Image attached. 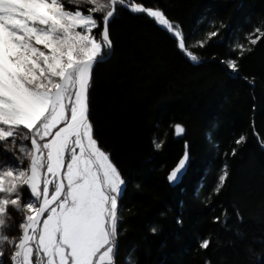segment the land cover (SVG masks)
Listing matches in <instances>:
<instances>
[{
	"label": "trees",
	"instance_id": "1",
	"mask_svg": "<svg viewBox=\"0 0 264 264\" xmlns=\"http://www.w3.org/2000/svg\"><path fill=\"white\" fill-rule=\"evenodd\" d=\"M133 2L163 10L200 61L151 18L117 6L114 47L93 69L89 98L94 136L128 181L116 264H264V0ZM230 59L236 74L222 63ZM185 152L188 170L173 185Z\"/></svg>",
	"mask_w": 264,
	"mask_h": 264
},
{
	"label": "snow or ice",
	"instance_id": "2",
	"mask_svg": "<svg viewBox=\"0 0 264 264\" xmlns=\"http://www.w3.org/2000/svg\"><path fill=\"white\" fill-rule=\"evenodd\" d=\"M88 3L84 9L78 0H0V143L30 141L28 149L20 148L30 161L27 168L0 170V246L15 247L13 264H116L118 199L128 181L94 136L89 98L93 69L114 47L109 24L117 6L151 18L191 61H200L163 10L133 0ZM222 63L238 73L235 60ZM173 129L176 135L185 132L179 124ZM188 161L185 152L170 182L184 175ZM222 171L216 192L229 175L227 165ZM22 188L31 197L24 204ZM10 207L25 213L18 240L3 232ZM200 246L209 248L210 240Z\"/></svg>",
	"mask_w": 264,
	"mask_h": 264
},
{
	"label": "rangeland",
	"instance_id": "3",
	"mask_svg": "<svg viewBox=\"0 0 264 264\" xmlns=\"http://www.w3.org/2000/svg\"><path fill=\"white\" fill-rule=\"evenodd\" d=\"M78 3L80 6H82V4H84V3L89 5L88 0H78ZM126 3H128V2H126ZM71 10H75V9H71ZM97 38H99V37H97ZM248 38H249V42L252 39H257L256 35H249ZM240 45H243V44L239 43L238 47ZM243 48H244V46H243ZM239 49H240V47H239ZM111 53L112 52L109 51V53H108L109 56L111 55ZM230 60H232V59H230ZM234 74H236V73H234ZM176 136L177 137H183L184 134L176 135ZM21 146H23L25 149H28L30 147V141L22 140V138H17L16 142L13 143L11 138H10L9 141L0 143V170L6 169L8 167H13L14 170L17 167L27 168L30 161L26 157L25 153L20 151ZM13 154H15V155H13ZM188 156H189V154H188ZM17 158H19V159H17ZM20 161H23V164H20ZM29 199H31V197L29 196V193L25 189L22 188L21 189V203L22 204L27 203ZM118 205H119V202H118ZM9 213L11 215V219L6 220V225H8V226L3 229V232L5 234H7L10 238L14 237L17 239L19 236V231H21L19 225L22 222V217H23V215H25V213L14 211L11 207L9 208ZM117 214H118V217L120 219L119 206H118V213ZM117 230H118V225H117ZM8 245L9 244L7 242H5L2 246H0V253H2V255H0V257L2 256V258H3V260H2L3 264H6L7 261H9V257H11V255L14 254V249L12 247L8 248Z\"/></svg>",
	"mask_w": 264,
	"mask_h": 264
},
{
	"label": "water",
	"instance_id": "4",
	"mask_svg": "<svg viewBox=\"0 0 264 264\" xmlns=\"http://www.w3.org/2000/svg\"><path fill=\"white\" fill-rule=\"evenodd\" d=\"M111 23V22H110ZM109 27H110V24H109ZM113 50V49H112ZM112 50H110L111 52H112ZM109 57V54L107 55V56H105L104 57V59H106V58H108ZM189 157V156H188ZM188 166H189V161H188V163H187V165H186V170H185V172H184V174L186 173V171H187V168H188ZM176 168V167H175ZM172 172V171H171ZM184 176V175H183ZM183 176L178 180V181H176V182H170L171 184H173V185H176L177 183H179L180 181H181V179L183 178Z\"/></svg>",
	"mask_w": 264,
	"mask_h": 264
},
{
	"label": "flooded vegetation",
	"instance_id": "5",
	"mask_svg": "<svg viewBox=\"0 0 264 264\" xmlns=\"http://www.w3.org/2000/svg\"><path fill=\"white\" fill-rule=\"evenodd\" d=\"M20 235H21V231H19V236H18V238H17V240L19 239V237H20ZM13 248L14 249V252H15V247L14 246H11L10 244L8 245V248ZM13 255V254H12ZM11 255V256H12ZM3 260V258H2V256L0 257V261H2ZM6 264H13V261L11 260V257H9V261H7V263Z\"/></svg>",
	"mask_w": 264,
	"mask_h": 264
},
{
	"label": "bare ground",
	"instance_id": "6",
	"mask_svg": "<svg viewBox=\"0 0 264 264\" xmlns=\"http://www.w3.org/2000/svg\"><path fill=\"white\" fill-rule=\"evenodd\" d=\"M126 2H129V0H126ZM170 21H171V20H170ZM110 24H111V23H110ZM174 24H175V23H174ZM109 28H110V27H109ZM183 156H184V155H183ZM189 163H190V159H189ZM177 164H178V163H177ZM176 166H177V165H176ZM176 166H175V167H176ZM175 167H174V168H175ZM174 168H173V169H174ZM173 169H172V170H173ZM172 170H171V171H172ZM187 170H188V168H187ZM171 171H170V173H171ZM186 172H187V171H186ZM170 173H169V175H170ZM169 175H168V177H169ZM184 175H185V174H184ZM168 180H169V179H168ZM181 180H182V179H181ZM169 182H170V181H169ZM180 182H181V181H180ZM180 182H179V183H180ZM177 184H178V183H177ZM118 206H119V205H118Z\"/></svg>",
	"mask_w": 264,
	"mask_h": 264
}]
</instances>
